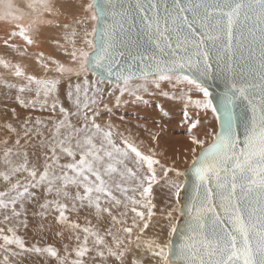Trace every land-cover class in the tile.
<instances>
[{
	"label": "snow or ice",
	"instance_id": "6c2138e0",
	"mask_svg": "<svg viewBox=\"0 0 264 264\" xmlns=\"http://www.w3.org/2000/svg\"><path fill=\"white\" fill-rule=\"evenodd\" d=\"M27 7L28 23H18L25 14L0 0V20L13 25L4 45L23 57L42 25L62 29L64 42L53 43L67 60L39 52L43 75H36L0 57V68L15 80L0 79L19 105L51 113L21 120L12 108L11 120L0 124L4 264L19 254L14 249L58 264H264V0H88L80 5L85 15H73L71 23H61L52 0ZM16 39L23 46L10 43ZM217 79L224 90L214 102L208 82ZM164 83L189 87L177 95ZM157 93L184 102L192 145L184 171L162 164L154 148L145 152L142 141L111 121L98 122L101 105L111 111L106 97L115 96L117 105L124 96L147 103L145 95ZM209 112L218 130L206 141L199 126ZM167 115L161 109V118ZM33 136L47 149L42 168L25 150ZM161 180L168 189L163 223L154 202ZM29 206L41 220L53 215L56 235L67 232L75 247L64 245L63 256L51 245L27 247L18 229L29 226ZM81 210L97 223L85 218L82 226L70 217Z\"/></svg>",
	"mask_w": 264,
	"mask_h": 264
},
{
	"label": "rangeland",
	"instance_id": "374dc122",
	"mask_svg": "<svg viewBox=\"0 0 264 264\" xmlns=\"http://www.w3.org/2000/svg\"><path fill=\"white\" fill-rule=\"evenodd\" d=\"M66 1L67 2H65V0H58V3H56L52 0V2L57 7H60L61 13L63 12V15H61V17H63V20L61 21V23H64V21H67V23H71L73 15H77V16L85 15V13L83 12L80 5L86 4L88 0H80V3H79V0H75V1L74 0H66ZM4 2L9 3L11 1L10 0H4ZM19 5H22V3L19 2ZM25 7L28 9L27 6H25ZM12 8L16 9L15 7H12ZM69 19L71 22L69 21ZM92 23H94V22L90 21L89 26H91ZM1 25H2V20H1ZM42 26H43V29L48 28V26H45V25H42ZM77 27H79V26H77ZM2 28H5V26L2 25ZM56 33L58 34L59 38L61 35L62 36L64 35L62 29L56 28ZM62 40H63V38H62ZM0 41H1V38H0ZM66 46L71 49L70 44L66 45ZM4 50H6V48H4V45L1 41V43H0V57L3 56ZM35 50L37 51V49H35ZM55 52L59 58H60V56L64 57V62H66L67 57H65L63 49L62 50H55ZM26 70L29 72H32V74L43 75V70L39 65L34 69L32 68V69H26ZM5 72H6V70H4L3 68H0V77L7 78L9 81L15 80L14 77L6 75ZM73 79L75 80V78H73ZM162 87L165 91L179 95L181 88H183L185 91H187L189 86L181 85L178 88L173 89V88H171L170 85H168L167 83H164L162 85ZM191 94L193 95L194 99L199 98L198 93L192 92ZM15 95H16L15 90L6 89L4 87L3 80L0 79V124L4 123L5 121L11 120V109L12 108L16 109V112L20 115L21 120L23 118H26L29 115L33 118V120L36 117H40L41 119H46L47 117H49L51 115V113L48 111L41 112L38 107L35 110L25 109V108L21 107L19 105V103L15 100ZM116 95H119V93H116ZM61 100L65 104L66 107L70 106L66 97L62 96ZM145 101H147V104H144L143 102L138 103L133 98L128 97V96H124V97H121V102L119 105H117L115 96L106 97L104 102L108 104V108L111 111L109 112L108 110L104 109L103 106L101 105V107H100L101 117L98 119V122H100L101 124H104L108 121H111V123L114 125V127L117 131L124 132L126 135H128L130 133L131 137L134 140H136L137 143H140L142 141L143 143L141 144V148L145 152H147L149 148H154L155 150L156 149L159 150V153L156 150L157 151L156 158L160 159L162 164H165L168 166L178 167L181 171L186 170L188 168L190 162H191V153H190L189 149L192 147V145H191L190 141L188 140V136H187V124L184 123V117H183V111H184V107H185L184 102L181 100H178V99H168L166 97L159 95L158 93L156 95H153V96L145 95ZM155 101L159 103L158 105L156 104V107L153 106L156 103ZM149 109L152 111H150ZM161 109H163V111L168 113V115L164 118H161ZM188 111H189V114L191 116L195 117V114L197 111L196 109H194L190 106ZM155 113L157 115H155ZM58 115L59 114L57 112V116ZM142 115L145 116V118H146L145 122L146 123L140 122L139 120H134L135 119L134 116L142 117ZM121 117H123V119H121ZM149 117H151V118H149ZM142 118H141L142 120H145L144 117H142ZM147 118H148V120H147ZM160 119H162L163 121H161ZM165 119H166V121H165ZM201 119H203V113H201ZM149 120H150V122H149ZM154 121H155V124H154ZM151 123H152V126H151ZM146 124L149 125L150 127H148ZM156 124H159V125H156ZM139 125H144L145 127L144 128H141V127L137 128ZM17 127H19V122H17ZM199 127H200V138L205 139L206 141L210 139V135H211L213 130H218V126H217V124H216V122H215V120L212 117L210 112L207 115V123L203 124ZM42 131H44L45 134H48V131L46 129H42ZM151 133H159L156 141H153L151 139ZM35 137H37V136H33L32 141L28 145L25 146V150H27L29 153V161L31 163L39 165L40 161H41V163L44 162L43 161L44 155L40 160L38 159V156H39L42 148L40 145L34 143L33 140ZM0 138H6L5 133L2 130H0ZM14 140H15V136L13 135L12 138L9 139V146H11L14 143ZM1 145L2 144H0V147H1ZM160 152H161V154H160ZM0 156L2 157V155H0ZM173 162H175L174 165H173ZM0 170H2V167H0ZM158 174H161L159 169H158ZM172 175L173 174L170 173V176H172ZM21 179H23V178H21ZM180 179L183 180L184 177H182ZM163 184H164V181L161 180L160 185L154 186V194L156 197L154 202L157 204L158 216H159L160 210L165 208L166 200L168 197V189L166 187H163ZM3 188H4V182L2 180H0V190H3ZM38 210L39 209L36 208L35 206H29L28 222L30 225L27 228H24L22 226L19 227L18 235H20L24 239L25 245L29 248L33 247L34 242H36L38 245H40L41 248L46 247L48 245H51L59 251L61 256L65 255L64 244L65 245L67 244L69 249L71 250L72 248L75 247L76 241L74 239L69 240L67 238L68 237L67 232H65L66 234H64L63 238L61 236L56 235V232L59 230L60 227L57 230L58 225H55V221H53L54 216L50 215L49 217L51 219L48 217L46 219V223H44L45 220H42V222H41V219L39 217H34L32 215V212L38 211ZM84 212H85L84 210H82L80 212V214L82 213L81 216H79L80 215L79 213L78 214L76 213L78 216L75 213H73V215L74 214L75 215L72 217V219H78L79 222L83 223V225H84L86 223L85 222L86 216H85ZM158 218H160L161 222L163 223V218L160 216ZM0 219H2V217H0ZM82 219L83 220L85 219V221H83ZM90 219L95 222V223L94 222H92V223H94V224L97 223L94 216L90 217L89 220ZM154 219H156V218H154ZM34 222L36 223V226H38V228L34 225ZM47 222H49V224ZM38 223H39V225H38ZM42 223L44 226H43V228H40V225ZM105 224H107L106 221H105ZM0 226H3V225H0ZM48 226L51 228H49ZM33 227H35V229ZM48 228H49V230H48ZM38 230H42L44 233H42V231H40L41 232V234H40ZM45 230L47 232H45ZM54 230H56V231H54ZM37 232L39 233V236H41L40 238H39V236H37L38 235ZM52 233H53V235H51ZM41 238H42V240H41ZM43 238L47 239V240L45 241ZM69 241H71V243ZM61 244H63V245H61ZM56 245H58V246L60 245V246L58 247ZM61 247H62V249H61ZM14 250L19 254L15 255V256H12L9 254L8 264H12V263L16 264L17 261H18L17 264H24V263L25 264H33V261H31V257L34 256L36 253H34V252L20 253L19 249H14ZM92 255H95V253H92ZM3 256H4V253L2 251H0V264H4ZM70 258H74V253H73L72 257H70ZM36 260L37 261L34 262V264H41V262L42 263L44 262L43 264H49V263L55 264L57 262L55 259L48 257L47 254H43V253L37 254ZM53 260L55 262H53ZM51 261L53 263H51ZM56 264H58V262Z\"/></svg>",
	"mask_w": 264,
	"mask_h": 264
},
{
	"label": "bare ground",
	"instance_id": "6f19581e",
	"mask_svg": "<svg viewBox=\"0 0 264 264\" xmlns=\"http://www.w3.org/2000/svg\"><path fill=\"white\" fill-rule=\"evenodd\" d=\"M11 2V4L13 5L12 7H15L16 9H14V8H12V10L14 11V12H16L17 14H19V13H23V14H25V19L24 20H22V21H18V23H23V24H27L28 23V19H27V16H28V14H29V9H27L25 6H27L30 2H31V0H10ZM54 2H56V3H58V0H53ZM75 1V0H74ZM19 2H21L22 3V5H19ZM63 2V1H62ZM65 2H67L66 0H65ZM88 2V1H87ZM79 3H80V0H79ZM58 8H60V7H58ZM63 11V10H62ZM63 13V12H62ZM67 13V12H66ZM65 16V15H64ZM81 16V15H80ZM70 17V16H69ZM49 19H53L54 17H48ZM59 19H60V21H62L63 20V17H59ZM71 19V18H70ZM70 19H69V21H70ZM65 22H67V21H64V23ZM71 22V21H70ZM2 25H4L5 26V28H2ZM2 25H1V20H0V38H1V41H2V43H3V40L4 39H6L7 38V35H8V33L13 29V25L12 24H8L7 22H5V21H2ZM55 29V30H54ZM59 33V32H58ZM62 38H63V36L61 35L60 36V38L58 37V34L56 33V28H53V27H48V28H45V29H43V26H41V35L38 37V39H37V43L35 44V45H32V46H29L28 47V49H27V54L25 55V56H23V57H21V56H19L16 52H14L12 49H9V48H7L5 45H4V43H3V45H4V48H6V50H4L3 51V56L2 57H4V58H6V59H8V60H11V61H13V62H19V63H21L23 66H25V68L26 69H34V68H36L37 66H38V64L36 63V57H37V54L39 53V52H43L44 53V56H45V58H47V57H52V58H56V59H58V60H60L61 62H64V57H62V56H60V58L56 55V52H55V50H62V49H60V48H58L57 46H56V44H54L53 43V40L54 39H59V40H61V42L63 43V40H62ZM1 41H0V43H1ZM11 42H15V43H17V44H20V45H22L23 46V42L22 41H20L19 39H16V40H14V41H10V43ZM35 49H37V51L35 50ZM69 50H70V48H69ZM50 62V61H49ZM29 72V71H28ZM6 73V75H8V76H10L9 75V73L6 71L5 72ZM29 73H32V72H29ZM156 102V101H155ZM152 103V102H151ZM154 103V102H153ZM144 104H147V103H144ZM156 104L158 105L159 103L158 102H156L155 103V105H153V106H155L156 107ZM145 109V108H144ZM153 109V108H152ZM133 110V109H132ZM143 110V109H142ZM146 110V109H145ZM150 110V109H149ZM148 110V111H149ZM150 111H152V110H150ZM144 112V111H143ZM147 112V111H146ZM136 113V112H135ZM133 115V114H132ZM154 115V114H153ZM155 115H157L156 113H155ZM135 117V119L134 120H139L140 122H145L146 121V118H145V116H143L142 115V117H144V119L145 120H142L143 118L142 117H136V116H134ZM154 117V116H153ZM142 118V119H141ZM149 118H151V117H149ZM168 119V118H167ZM147 120H148V118H147ZM161 121H163L162 119H160ZM165 121H166V119H165ZM148 122V121H147ZM149 122H150V120H149ZM146 123V122H145ZM161 123V122H160ZM159 123V124H160ZM164 123V122H163ZM155 124V123H154ZM153 124V125H154ZM159 124H156V125H159ZM147 125V124H146ZM155 125V126H156ZM148 127H150L149 125H147ZM151 126H152V123H151ZM154 127V126H153ZM137 128H139V127H137ZM48 134H45V136H47ZM40 137H35L34 138V143L35 144H38V145H40ZM21 143L23 144V139H21ZM42 149H41V152H40V154H39V156H38V159L40 160L42 157H43V155H44V153L46 152V148H43V147H41ZM173 148V147H172ZM177 148V147H176ZM2 150H3V145H1V147H0V152H2ZM157 150V149H156ZM158 151V153H159V150H157ZM157 151H156V153H157ZM160 154H161V152H160ZM2 157L0 156V167H2L3 168V165H2ZM66 160H67V158H62V160H61V163H64V162H66ZM43 161H44V158H43ZM43 163L44 162H42L41 163V161H40V164L38 165V166H40L41 168H42V166H43ZM21 178H23V176H21ZM37 210V209H36ZM82 211V210H81ZM80 211V212H81ZM85 211V210H84ZM85 213V218H87V219H89L90 217H92L93 215H91L90 214V212H87V211H85L84 212ZM76 214V213H75ZM74 214V215H75ZM80 214V213H79ZM82 214V213H81ZM81 214L79 215V216H81ZM73 213H71L70 214V217L72 218L73 216ZM77 215V214H76ZM50 216V215H49ZM48 216V217H49ZM78 216V215H77ZM76 217V216H75ZM159 217V216H158ZM50 218V217H49ZM51 219V218H50ZM74 220H78V219H74ZM83 220V219H82ZM91 220V219H90ZM53 221H55V220H53ZM79 221V220H78ZM83 221H85V219L83 220ZM41 222H42V220H41ZM86 222V221H85ZM92 222H94V221H92ZM106 222H108L107 220H106ZM44 223H46V220H45V222ZM48 224H49V222H47ZM54 223V222H53ZM80 223V222H79ZM95 223V222H94ZM93 223V224H94ZM43 224V223H42ZM82 225H83V223H81ZM30 225V224H29ZM34 225L36 226V223L34 222ZM38 225H39V223H38ZM53 225V224H52ZM56 225V224H55ZM85 225V224H84ZM83 225V226H84ZM44 226V225H43ZM37 228H38V226H36ZM49 227V226H48ZM60 226L58 225V227H57V230H58V228H59ZM34 229H35V227H33ZM32 228V229H33ZM41 228V227H40ZM46 228V227H45ZM49 228H51V227H49ZM49 228H48V230H49ZM33 229V230H34ZM55 229V228H54ZM51 230V229H50ZM59 230H60V228H59ZM36 231V230H35ZM39 231V233L41 234V232L40 231H42V230H38ZM54 231H56V230H54ZM45 232H47L46 230H45ZM49 232V231H48ZM39 233L37 232V236H39ZM42 233H44L43 231H42ZM47 234V233H46ZM50 234V233H49ZM48 234V235H49ZM66 234V233H65ZM51 235H53V233L51 234ZM68 236V235H67ZM41 236H39V238H40ZM46 237V236H45ZM51 237V236H50ZM58 237V236H57ZM60 238V237H59ZM63 238V237H62ZM44 239V238H43ZM51 239V238H50ZM49 239V240H50ZM53 239V238H52ZM41 240H42V238H41ZM45 241L47 240V239H44ZM55 240V239H54ZM68 240V239H67ZM58 241V240H57ZM61 241V240H60ZM64 241V240H63ZM62 241V242H63ZM40 242V241H39ZM54 242V241H53ZM56 242V241H55ZM59 242V241H58ZM57 242V243H58ZM70 243H71V241H69ZM73 242V241H72ZM60 243V242H59ZM58 243V244H59ZM43 244V243H42ZM45 244V243H44ZM56 244V243H55ZM61 245H63V244H61ZM65 245V244H64ZM72 245V244H71ZM34 246H37V247H40V245H38L36 242H34ZM45 246V245H44ZM56 246H58V245H56ZM60 246V245H59ZM58 246V247H59ZM61 249H62V247H61ZM19 258V257H18ZM37 253L34 255V256H32L31 257V261H33V264H34V262H36L37 260ZM40 259V258H39ZM44 259V258H43ZM54 259V258H53ZM30 260V259H29ZM16 262V261H15ZM18 262V261H17ZM17 262H16V264H17ZM30 262V261H29ZM53 262H55L54 260H53ZM52 261H51V263H53ZM12 263V262H11ZM44 263V262H43ZM42 262H41V264H43ZM57 263V262H56ZM55 263V264H56ZM111 263V262H110ZM12 264H14V263H12ZM25 264V263H24ZM50 264V263H49ZM54 264V263H53ZM97 264H98V262H97Z\"/></svg>",
	"mask_w": 264,
	"mask_h": 264
},
{
	"label": "water",
	"instance_id": "95a60500",
	"mask_svg": "<svg viewBox=\"0 0 264 264\" xmlns=\"http://www.w3.org/2000/svg\"><path fill=\"white\" fill-rule=\"evenodd\" d=\"M209 87H210V91L213 94V98H214V102L215 100H218L220 93H222V91L224 90V85L220 80H215V81H209L208 82ZM187 178L189 179V182L191 181V173L188 172L187 173ZM183 193H182V197H183Z\"/></svg>",
	"mask_w": 264,
	"mask_h": 264
}]
</instances>
